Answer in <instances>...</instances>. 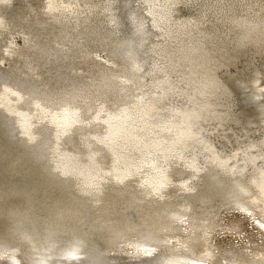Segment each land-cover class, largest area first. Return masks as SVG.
<instances>
[{
  "label": "bare ground",
  "instance_id": "obj_1",
  "mask_svg": "<svg viewBox=\"0 0 264 264\" xmlns=\"http://www.w3.org/2000/svg\"><path fill=\"white\" fill-rule=\"evenodd\" d=\"M0 264H264V0H0Z\"/></svg>",
  "mask_w": 264,
  "mask_h": 264
}]
</instances>
